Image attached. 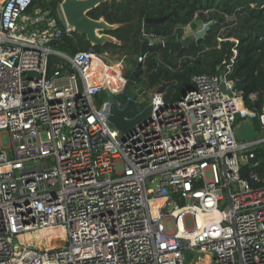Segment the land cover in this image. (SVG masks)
<instances>
[{
    "label": "built area",
    "instance_id": "2783aa9c",
    "mask_svg": "<svg viewBox=\"0 0 264 264\" xmlns=\"http://www.w3.org/2000/svg\"><path fill=\"white\" fill-rule=\"evenodd\" d=\"M39 2L0 0V264H264V170L254 154L264 136L232 134L249 117L245 102L258 99L229 77L236 49L218 74H193L178 99L165 98L168 86L157 91L162 83L146 105L137 96L127 118L147 105L150 113L121 132L100 94L109 90L124 108L148 52L138 48L120 91L93 86L98 53L53 48L73 31L57 22L60 3ZM186 27L176 40L189 37ZM140 67L132 91L147 82ZM232 99L241 106L228 109ZM257 119L264 132V105ZM57 226L61 246L20 238ZM184 252L196 256L186 262Z\"/></svg>",
    "mask_w": 264,
    "mask_h": 264
},
{
    "label": "trees",
    "instance_id": "16d2710c",
    "mask_svg": "<svg viewBox=\"0 0 264 264\" xmlns=\"http://www.w3.org/2000/svg\"><path fill=\"white\" fill-rule=\"evenodd\" d=\"M57 7L61 0H51ZM37 2V0H34ZM92 18L103 17L109 23L120 25L110 34L121 44L107 42L92 47L96 53L116 50L130 55L137 53L140 40L144 36L157 39L176 40L186 24L194 26L196 19L204 23L212 21L205 38L188 48L175 50L164 48L161 55L147 53L140 69L149 86L162 82L175 83L166 89L165 98L178 99L182 91L191 84V76L198 73L218 74L223 60L237 51L230 78L236 79V86L244 93L256 92V102H245L249 117L259 129L257 114L264 105V0H108L88 11ZM170 14V19L162 23H145L147 17H160ZM233 37L218 41V38ZM51 46L59 51L74 53L86 51L91 46L84 36L63 31ZM125 52L108 53L111 61L105 63L99 54H93L92 76L109 80L112 84L126 72L130 56ZM106 55V54H104ZM56 57L51 56L49 73L55 68ZM231 109L241 106L238 99L229 100ZM255 159L260 161L258 170H264V145L254 149ZM246 170V168L244 169ZM246 174V172H244Z\"/></svg>",
    "mask_w": 264,
    "mask_h": 264
},
{
    "label": "water",
    "instance_id": "95a60500",
    "mask_svg": "<svg viewBox=\"0 0 264 264\" xmlns=\"http://www.w3.org/2000/svg\"><path fill=\"white\" fill-rule=\"evenodd\" d=\"M108 0H61L60 9L65 22L72 28V31L85 37L87 42L91 47L103 45L107 42L113 44H121L115 36L110 34V31L117 28L119 23H109L103 17L97 19L88 16V11L97 7L98 5L106 2ZM170 19V14L160 17H147L145 18V23H162ZM212 21H207L203 26L198 29L192 36L184 38L180 41L178 40H168L164 42H158L154 44H149L148 40H143L139 46L140 55H144L147 52L154 51L161 55L164 48H173L175 50H181L183 48H188L191 44L198 42L199 40L205 38ZM140 65L136 64L132 73L130 74V82L124 89L128 101L124 108H118L116 105L115 97L113 93L105 89L104 92L110 101V116L109 125L114 127L121 132H127L135 124L143 120L150 113L151 106H145L139 113L134 115L132 118H127L131 109L134 105V100L137 96L143 94L146 89L147 82L144 81L139 89L132 91L131 83L137 82L140 70ZM131 68V66L129 67ZM219 69V66H217ZM175 82H162L158 87L157 91L163 92L165 88ZM221 90L227 93L225 85L221 83ZM184 94V91L181 92Z\"/></svg>",
    "mask_w": 264,
    "mask_h": 264
},
{
    "label": "rangeland",
    "instance_id": "374dc122",
    "mask_svg": "<svg viewBox=\"0 0 264 264\" xmlns=\"http://www.w3.org/2000/svg\"><path fill=\"white\" fill-rule=\"evenodd\" d=\"M37 1H42V0H37ZM40 2L38 4H40ZM58 6V5H57ZM57 22L58 20L60 21V26H63L64 25V18L62 16V13L61 11L59 10V12L57 13ZM204 22L200 19H196V21L194 22V26L190 25V27H186V29H188L189 31V34L192 36L193 33H195L198 29H200L202 26H203ZM189 35V36H190ZM111 52H114V53H117V52H125V51H116V50H110V51H106V53H104L103 51L98 53L100 56H101V59L105 62V63H111L113 62V60L111 61L108 53H111ZM126 54H128V52H125ZM106 54V55H104ZM129 55V54H128ZM131 61H134V56L131 55L130 56V60L129 62ZM155 89V86H148L145 93L144 94H141L137 97V100L140 101L142 100V98H146L147 100H149L152 92L154 91ZM100 98L101 99H106L107 96L106 94H100ZM146 103V102H145ZM138 109L136 108V111ZM132 116H134L136 114V112L133 113V111L131 112ZM232 134H233V137L234 139L237 141V142H248V141H251V140H254V139H258V138H261L264 136V132L261 131L260 129H257L254 125V121L252 118L250 117H246V118H241V119H238L232 126ZM2 142L4 143V145L7 144V139H6V136L3 134L2 135ZM118 168L119 165H118ZM186 225L187 227H192V221L190 218H187L186 219ZM196 254L195 253H191V252H184V257L186 258V262L188 260H191L193 257H195Z\"/></svg>",
    "mask_w": 264,
    "mask_h": 264
},
{
    "label": "bare ground",
    "instance_id": "6f19581e",
    "mask_svg": "<svg viewBox=\"0 0 264 264\" xmlns=\"http://www.w3.org/2000/svg\"><path fill=\"white\" fill-rule=\"evenodd\" d=\"M89 84L93 86H105L106 88H110L112 91L117 92L120 91L122 88V81L121 78L115 81L113 84L109 80L102 81L101 78H97L92 76L91 69H90V78ZM230 103L227 102V108L229 107ZM161 201H157L156 204H160ZM21 239H26L28 243L32 246H43L49 245L52 247L61 246L65 241V235L60 226L52 227L50 229L42 230L39 232H30L25 235L20 236Z\"/></svg>",
    "mask_w": 264,
    "mask_h": 264
},
{
    "label": "flooded vegetation",
    "instance_id": "af4514ba",
    "mask_svg": "<svg viewBox=\"0 0 264 264\" xmlns=\"http://www.w3.org/2000/svg\"><path fill=\"white\" fill-rule=\"evenodd\" d=\"M146 91V90H145ZM145 91L143 92V94L145 93ZM146 102V103H145ZM143 104H147V99L145 98V101L143 102Z\"/></svg>",
    "mask_w": 264,
    "mask_h": 264
}]
</instances>
